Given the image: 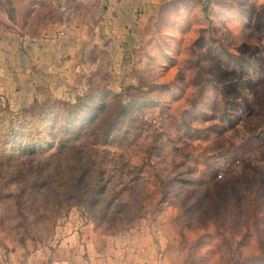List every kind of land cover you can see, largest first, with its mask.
Masks as SVG:
<instances>
[{
  "label": "rangeland",
  "instance_id": "rangeland-1",
  "mask_svg": "<svg viewBox=\"0 0 264 264\" xmlns=\"http://www.w3.org/2000/svg\"><path fill=\"white\" fill-rule=\"evenodd\" d=\"M197 2L209 11L178 0L190 14L182 28L148 8L133 30L43 71L35 93L0 89V109L13 114L40 104L15 124L19 138L0 112V264H264V0ZM123 92L131 106L114 120L112 95ZM87 93L67 134L106 118L99 129L114 131L99 183L127 194L101 220L105 195H87L88 208L86 190L68 201L61 189L31 191L35 165L17 149L24 136L26 145L62 137L54 125ZM145 147L150 166L139 172ZM153 170L165 181L161 202Z\"/></svg>",
  "mask_w": 264,
  "mask_h": 264
},
{
  "label": "trees",
  "instance_id": "trees-1",
  "mask_svg": "<svg viewBox=\"0 0 264 264\" xmlns=\"http://www.w3.org/2000/svg\"><path fill=\"white\" fill-rule=\"evenodd\" d=\"M187 1L192 2L191 4H195V0ZM6 2L8 3L6 4L7 7L9 6L10 8L11 1L6 0ZM177 2L178 0H174L163 5L161 10L162 13H160L158 17H160V20H162L166 16L167 19L165 20V23H167L168 20H171L175 25L182 28L181 21H183L185 25L188 24L190 14L189 11L181 13L183 9L180 10V8L178 7L179 3ZM196 7L197 12L199 11L201 13H207V11H209L207 6H202L201 3L197 2V0ZM196 7L193 8L194 11L196 10ZM173 8H176V13L173 12V14L171 15V13L168 12ZM11 11L12 10H9L7 12L10 13ZM18 11L20 12V21L23 26L30 28L35 32L38 31L39 26H42L45 22H53L59 19L56 7L53 6L49 0H29V3L26 6H21ZM177 14H181L183 16V19L180 20ZM109 94L111 95V93H107L105 96L108 97ZM125 95L126 93L124 92L121 94L119 93L112 95L114 99H117L116 106L114 108V120L126 114L128 112V108L131 106L130 96H128V94L127 96ZM122 96L127 97L129 102L123 103V98L121 99ZM86 97L89 98L88 93L84 96L78 97L75 103L70 104L68 108L61 113L63 116H61L60 122L56 126L54 125V128L53 126H50L49 129L53 128L54 130V132L52 133L54 136H56L55 133H59L63 135L62 137H59L56 141L45 143H41L36 140H30V143L28 142V145H26V136H24L25 140L19 142L20 144L18 145L19 147H17V149L22 152L25 151L27 157L31 158L32 162L35 165L34 169L32 170V180L30 179L29 181V188L31 191L36 190L37 186L38 189H43L48 186L49 190L51 189L56 192L61 189V191L64 193L65 201H68L75 197L77 199L83 197L86 190V198H84L83 202L80 205L86 206L88 208L91 201L87 198V195L89 197L90 195H105V200L102 206L96 212V219L101 220L104 216L110 213V209L117 199L121 200L120 202L123 205H127V194H125L124 192H120V194H106L108 184L102 185L99 183L101 172L103 171V169L101 170L100 165L105 162V157L109 154V149L106 147V145H109L112 132L114 131V128H112V124H108L104 129L100 130L98 124L103 121L107 122V119L104 117H98L101 118L98 123L99 119L93 116L90 119V123L87 122L86 125L80 128L78 133L72 136H69V134H67L69 130V127L67 125L68 120H72L71 118L80 116L78 110H81V108L85 107V105H82L85 103H83V101L81 100ZM39 105L40 104L33 103L28 107L23 108L20 113L15 114H13L7 106L0 109L1 114L7 117V121L5 123L7 124L5 126L7 128L5 129V131H7L6 133L10 135L9 139L15 135H18L16 138H19V136L22 135H19L18 132L20 126L15 124L23 121L27 115L34 113L32 112V110L38 108ZM47 106L51 107L49 104ZM101 107L105 109L107 107V102ZM90 109V107L87 108V110H89L88 112H90ZM51 114H54L56 116L57 113H55V110L50 111V113L45 112L44 114H39V118L43 117V119H45L47 115ZM103 115L106 116V113H103ZM111 115L107 116L108 120L111 119ZM54 117H52L53 121L55 120ZM50 118L48 117L47 121H49ZM84 120L88 121L89 117ZM148 152L149 149L145 147V149L143 150V155L140 156L138 160L139 162L137 163V166H140L139 172H142L143 170L145 171L147 166H150L148 163L150 157ZM2 155L7 157L5 153ZM35 156L41 157L43 162H39L35 158H33ZM149 173H151L154 177L152 185H154L158 190L160 189L161 191L158 202H161L162 200L164 201L166 199L165 192L164 190H162V186L164 187L165 184L164 178H161L155 172V170L151 172L149 171ZM86 176H88L90 180L89 186L83 184L84 178ZM40 178H44L46 181L42 183L39 180ZM167 183H169V180L167 181ZM123 190H125V188H123ZM200 198L202 199L203 195Z\"/></svg>",
  "mask_w": 264,
  "mask_h": 264
},
{
  "label": "crops",
  "instance_id": "crops-1",
  "mask_svg": "<svg viewBox=\"0 0 264 264\" xmlns=\"http://www.w3.org/2000/svg\"><path fill=\"white\" fill-rule=\"evenodd\" d=\"M10 1L9 8L6 0H0V89L27 84L35 93L43 71L64 68L77 52L95 50L99 38L133 30L134 24L145 21L148 8L149 13L158 5L162 10L174 0H49L59 19L45 22L36 32L20 21L18 10L29 0Z\"/></svg>",
  "mask_w": 264,
  "mask_h": 264
},
{
  "label": "built area",
  "instance_id": "built-area-1",
  "mask_svg": "<svg viewBox=\"0 0 264 264\" xmlns=\"http://www.w3.org/2000/svg\"><path fill=\"white\" fill-rule=\"evenodd\" d=\"M202 1H205V0H202Z\"/></svg>",
  "mask_w": 264,
  "mask_h": 264
}]
</instances>
